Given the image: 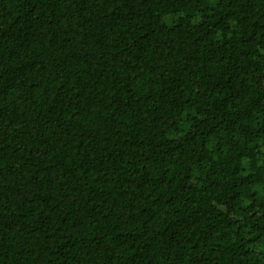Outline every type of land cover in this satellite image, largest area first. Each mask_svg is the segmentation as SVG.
I'll list each match as a JSON object with an SVG mask.
<instances>
[{
	"label": "trees",
	"instance_id": "1",
	"mask_svg": "<svg viewBox=\"0 0 264 264\" xmlns=\"http://www.w3.org/2000/svg\"><path fill=\"white\" fill-rule=\"evenodd\" d=\"M0 264H264V0H0Z\"/></svg>",
	"mask_w": 264,
	"mask_h": 264
}]
</instances>
